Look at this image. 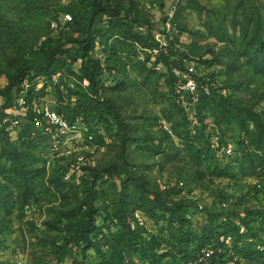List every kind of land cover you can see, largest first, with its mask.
I'll list each match as a JSON object with an SVG mask.
<instances>
[{"label": "rangeland", "instance_id": "rangeland-1", "mask_svg": "<svg viewBox=\"0 0 264 264\" xmlns=\"http://www.w3.org/2000/svg\"><path fill=\"white\" fill-rule=\"evenodd\" d=\"M260 42L264 0H0V264H264V170L225 105L264 124ZM20 96L57 143L12 126Z\"/></svg>", "mask_w": 264, "mask_h": 264}, {"label": "trees", "instance_id": "trees-1", "mask_svg": "<svg viewBox=\"0 0 264 264\" xmlns=\"http://www.w3.org/2000/svg\"><path fill=\"white\" fill-rule=\"evenodd\" d=\"M209 33L218 38L221 41H225L228 38V34H220L218 31H214L211 27H208ZM95 45L94 40L91 37H88L85 41L80 43L81 49L84 51V54L88 52L89 49L93 48ZM264 44L260 42L259 48L262 49ZM86 78H88L93 85H95V79L93 73H89L88 69L85 67L82 68ZM33 70V67H28L26 69H22L16 77H10L13 79V83L11 87L8 89V94L11 92L12 88L17 89L18 84L26 77L29 71ZM225 105L231 106V114L238 120L239 123H242V128H244L251 137V144L253 146V150L250 153L249 164L251 169H253V173H256L259 169L264 170V124L259 118L258 115L253 113L247 114V120L253 125L252 129H249L247 126L243 124L242 114L240 106H237L233 103L226 102ZM63 216V215H62ZM67 217V215H64ZM63 216V217H64ZM69 218V217H68ZM123 226V225H122ZM212 233L207 231L204 233L202 239V244H207L211 239Z\"/></svg>", "mask_w": 264, "mask_h": 264}, {"label": "built area", "instance_id": "built-area-1", "mask_svg": "<svg viewBox=\"0 0 264 264\" xmlns=\"http://www.w3.org/2000/svg\"><path fill=\"white\" fill-rule=\"evenodd\" d=\"M186 87L189 91L194 92L197 88L196 82L193 79H186ZM27 99L24 96H20L17 99L15 109L18 107V115L12 120V126L20 125L22 121L20 118H26L29 116V122L34 128H41L50 133L54 141L57 143L61 133H65L68 129L67 120L61 118L58 112L48 106L41 105L37 107H31L28 105ZM55 146L57 147V144ZM199 264H210L207 260H202Z\"/></svg>", "mask_w": 264, "mask_h": 264}]
</instances>
